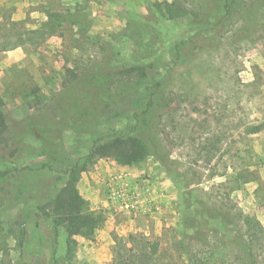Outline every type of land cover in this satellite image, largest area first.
<instances>
[{
  "label": "rangeland",
  "instance_id": "1",
  "mask_svg": "<svg viewBox=\"0 0 264 264\" xmlns=\"http://www.w3.org/2000/svg\"><path fill=\"white\" fill-rule=\"evenodd\" d=\"M237 1L234 16L221 24L219 0H0V39L19 44L0 52L8 137L92 66L103 68L116 98L107 119L145 89L140 70L128 76L133 61L168 78L170 107L160 113L158 132L171 152L170 169L153 157L138 164L103 158L82 172L78 190L106 222L92 239L73 237V264H111L117 244L130 236L174 253L185 240L191 203L222 212L233 239L243 216L264 226V0ZM256 128L260 133H251ZM62 142L51 156L56 167L76 152L71 132ZM10 154L0 148L9 160L0 169L21 161ZM17 225L26 238L21 247L16 235L10 238L13 258L23 253L26 262L53 264L65 239L52 224L21 216ZM211 242L225 264H243L232 239Z\"/></svg>",
  "mask_w": 264,
  "mask_h": 264
},
{
  "label": "trees",
  "instance_id": "2",
  "mask_svg": "<svg viewBox=\"0 0 264 264\" xmlns=\"http://www.w3.org/2000/svg\"><path fill=\"white\" fill-rule=\"evenodd\" d=\"M237 5V0H219L218 23L224 24L233 17ZM9 38L3 35L0 39V52L19 46ZM133 64L137 66H132L128 76L134 79L140 70L137 76L145 89L136 103L122 108V118L119 114L104 118L116 98L98 65L74 76L69 88L47 104L42 115L27 118L23 130L11 137L0 96V148L4 153L12 151V158L16 153L21 159L10 162L15 165L13 168L0 169V264H34L26 262L23 253L17 259L12 256V235H16L20 247L26 238V229L17 225L21 216L49 221L57 239H65V247L55 254L53 264H73V237L92 239L106 222L105 213L92 211L77 187L82 172L98 159L138 164L153 157L170 169L171 152L158 132L160 113L170 107L165 91L168 78L161 73L149 75L147 71L152 67L140 61ZM260 131L256 128L251 133ZM69 132L76 152H66L56 167L52 157ZM4 159L0 158V166L9 163L7 155ZM59 172L63 174L61 179ZM189 213L182 222L185 240L174 253L164 250L159 241L130 236L117 244L111 264H217L223 259L225 264L226 256L222 258L219 249L212 247L214 236L232 239L241 250L236 259L243 264H264V226L258 219L243 216V226L233 239L225 228L231 222H225L222 212L199 202L198 206L190 204Z\"/></svg>",
  "mask_w": 264,
  "mask_h": 264
},
{
  "label": "built area",
  "instance_id": "3",
  "mask_svg": "<svg viewBox=\"0 0 264 264\" xmlns=\"http://www.w3.org/2000/svg\"><path fill=\"white\" fill-rule=\"evenodd\" d=\"M130 206L128 205L127 208H129Z\"/></svg>",
  "mask_w": 264,
  "mask_h": 264
}]
</instances>
